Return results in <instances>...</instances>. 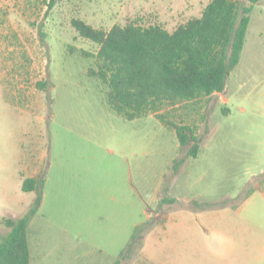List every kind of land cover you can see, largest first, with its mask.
Returning a JSON list of instances; mask_svg holds the SVG:
<instances>
[{
  "label": "rangeland",
  "instance_id": "rangeland-1",
  "mask_svg": "<svg viewBox=\"0 0 264 264\" xmlns=\"http://www.w3.org/2000/svg\"><path fill=\"white\" fill-rule=\"evenodd\" d=\"M210 1L0 0V243L11 231L5 221L27 214L28 210L18 203L35 199L17 187L20 158L29 153L31 164L37 168L41 161L38 145L48 150L55 135L69 145L71 130L91 135L93 130L137 126V130H143L142 150L149 152L143 164L158 158L159 174L168 170L163 161L168 145H162L163 133L155 131L165 126L155 114L143 117L137 124L115 114L103 115L102 108L107 103L101 98H107L108 86L88 76L89 69L97 68L98 46L80 37L72 20L81 19L105 31L135 21L143 26L161 25L173 32L200 17ZM250 18L241 63L232 71L238 78L229 76V88L175 107L165 105L161 112L168 121L190 126L201 142L212 129L209 140L202 142L201 158H190L170 194L199 201L190 202L195 213L214 208L217 222L248 228L264 226V0L253 8ZM188 150L185 148L183 158L188 157ZM170 179L171 176L166 178L164 186L171 185ZM133 186L144 198L149 194L144 182L141 185L134 178ZM249 197L251 200L246 202ZM152 221V230L157 225L161 231L162 226L168 227L172 236L176 235L173 225L182 222L172 213ZM182 223L194 225L198 221L189 217ZM39 229L36 220L30 228L31 264H108L106 256L86 253L88 249L81 243L82 247L70 248L68 241L61 238V243L51 247L42 245ZM244 235L256 251L260 233L249 231ZM153 239L135 264H258L255 255L246 256L233 244L208 247L198 244L196 238L182 244L162 233ZM242 239L239 232L238 241ZM225 248H239L237 257L233 258ZM139 253L114 264H134Z\"/></svg>",
  "mask_w": 264,
  "mask_h": 264
},
{
  "label": "crops",
  "instance_id": "crops-1",
  "mask_svg": "<svg viewBox=\"0 0 264 264\" xmlns=\"http://www.w3.org/2000/svg\"><path fill=\"white\" fill-rule=\"evenodd\" d=\"M259 6H261V0L255 5V7ZM230 78L237 79L238 76L232 73ZM227 88H229L228 83ZM216 94L219 93L214 95ZM101 99L103 103H107L102 108L104 116H112V114L119 116L111 109L106 97ZM228 100L230 104L231 99L228 98ZM142 118L133 121L124 118L123 120L137 124ZM161 128L163 129L156 127L155 131L158 135L160 132L163 133L165 138L162 145H168V151L164 153L163 159L168 170L161 175L158 172V158L154 163L143 164V157L148 156L149 152L144 153L142 150L143 130H137V126L130 129L113 127L99 131L93 130L90 131L93 132L91 135H86L80 130H71L68 131L71 137L69 145L62 143L61 139L56 138L55 135L52 144L47 147L48 150L41 144L38 145L41 159L38 169L31 164L29 153L22 155L16 173L19 179L17 187L23 194H33L36 199V192L23 191V183L27 179L44 177L42 204L28 230L31 263L30 228L36 220L39 221V240L42 245L51 247L55 245V242L61 243L63 238L68 241V247L77 248L83 245L88 249L86 253H100L106 256L108 264H114L120 259V255L128 246L138 226L152 221L155 217H166L168 213H172L182 222L190 217L195 218L198 223L194 225L175 223L173 225L175 236H172L168 227L162 226L164 230L161 231L157 225L149 234H146L142 250L134 258V264L137 263L135 260L140 254L147 251L149 243L155 240L153 238L155 236L158 238L161 233L170 241L182 244L192 238H196L198 244L208 247L233 244L246 252V256L255 255L258 258L256 260L258 264H264V226L248 228L240 225H224L217 222V210L214 208L195 213L196 210L190 206V202L199 201L188 196L180 198L170 194L191 157L183 158L182 153L185 148L181 147L175 130L163 126ZM211 132L212 129L203 141L209 140L208 136H211ZM201 152L202 147L198 159L201 158ZM180 158L183 159V164L175 172V162ZM45 161L46 166L43 167ZM168 175L171 176V185L166 187L164 184L166 178L170 177ZM134 178L141 185L145 183L149 193L145 198L135 191ZM250 197L246 202L251 200ZM35 199L31 203L24 204L26 201H20L18 204L29 211ZM163 199H174L176 203L161 204ZM249 231L260 233L256 251L250 247L249 240L244 235ZM239 232L243 236L241 241H238ZM73 242L78 244L74 246ZM80 243L82 245H79ZM239 248L225 249L233 258H236ZM213 254L218 255L216 252Z\"/></svg>",
  "mask_w": 264,
  "mask_h": 264
},
{
  "label": "trees",
  "instance_id": "trees-1",
  "mask_svg": "<svg viewBox=\"0 0 264 264\" xmlns=\"http://www.w3.org/2000/svg\"><path fill=\"white\" fill-rule=\"evenodd\" d=\"M211 0L200 17L169 32L161 25L143 26L135 21L115 25L109 31L96 29L81 19H73L78 35L98 46L96 69L88 76L108 86L111 109L128 121L155 114L167 128L175 130L188 157L197 158L201 140L187 125L168 121L161 113L165 105L209 97L225 91L232 71L239 65L251 22L250 15L260 0ZM87 55V54H86ZM183 159L175 162L177 172ZM24 192L37 196L27 214L8 219L11 229L0 243V264H31L28 230L43 200L44 177L27 179ZM163 199L161 204H173ZM204 207H208L205 205ZM153 221L138 226L120 260L140 251Z\"/></svg>",
  "mask_w": 264,
  "mask_h": 264
}]
</instances>
